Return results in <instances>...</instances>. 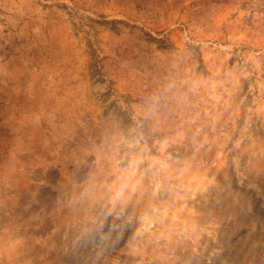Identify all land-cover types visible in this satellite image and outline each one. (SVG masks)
I'll return each instance as SVG.
<instances>
[{"label":"rangeland","instance_id":"1","mask_svg":"<svg viewBox=\"0 0 264 264\" xmlns=\"http://www.w3.org/2000/svg\"><path fill=\"white\" fill-rule=\"evenodd\" d=\"M0 264H264V0H0Z\"/></svg>","mask_w":264,"mask_h":264}]
</instances>
